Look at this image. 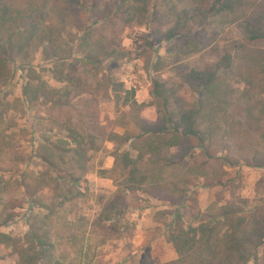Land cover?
<instances>
[{
	"label": "rangeland",
	"instance_id": "obj_1",
	"mask_svg": "<svg viewBox=\"0 0 264 264\" xmlns=\"http://www.w3.org/2000/svg\"><path fill=\"white\" fill-rule=\"evenodd\" d=\"M2 1L24 14L34 8L44 9L49 14L45 19L47 25L54 26L59 23V14L64 7L63 0ZM188 1L155 0L158 23L111 27L107 34L116 37L123 56L105 60L96 71L80 63L69 67L59 65L56 74H66L70 79L68 86L54 78L52 63L39 52L30 60L34 68L32 72L17 68L0 99V176L11 183H32L34 174L45 169L34 154L44 151L55 138L68 134L65 128L57 126V122L85 123L92 119L94 125L107 135L119 136L135 135L147 123L157 122L159 117L148 93L153 76L167 79L177 92V106L187 107L196 96L187 75L190 70L201 68L208 58L202 55L204 51H194L204 47L208 50L214 45L222 48L232 40L243 39L234 17L226 16L212 19L200 29L192 28L189 36L193 44L186 45L183 40L158 41L174 16L188 8ZM78 20L82 24L85 17ZM28 79L43 83L45 92L57 89L63 93L70 88L73 92L77 89L86 92L69 111L53 112L47 105L25 101L23 86ZM224 80L235 90L243 86L232 75ZM119 85L122 92L133 91L129 103L114 98L112 90ZM230 126L232 124L228 123L223 128ZM223 133L215 134L211 149L218 158L228 155L239 160L237 167L226 166L216 159L206 161L199 150H193L182 162L167 167L149 164L145 160L143 169L155 173L153 180L144 191L134 195L122 194L114 209L110 204L121 193L127 176L115 166L114 155L129 150L135 157L136 153L128 144L119 148L120 141L106 139L101 142L99 149L88 153L85 172L72 194L68 195L70 199L56 207L50 219L56 264H178V255L169 242V235L175 230V226L169 228L173 222L172 213L178 208L191 206L200 215H217L228 205H233L235 210L239 208V216L243 213L253 220L245 223L246 236H251L245 244V250L251 255L247 264H264V167L244 164L253 157L264 158V140H253L242 134L229 139ZM30 151L33 158L29 157ZM202 162L206 165L200 166ZM189 176L198 179L189 183L186 195L172 190L171 186H182L183 178L189 179ZM51 196L52 191L48 188L41 194L46 204ZM3 207L0 199V220ZM108 210L112 219L104 221ZM35 212L36 209L24 207L10 225L0 227V233L22 241L29 226L36 222L33 219ZM44 214L46 211L42 210L40 215ZM200 215L193 219L186 213L192 224L201 218ZM222 229L225 231L226 225ZM216 246L219 252L226 248L223 241ZM17 251V246L0 242V264H18ZM231 260L235 262L236 259Z\"/></svg>",
	"mask_w": 264,
	"mask_h": 264
},
{
	"label": "trees",
	"instance_id": "obj_2",
	"mask_svg": "<svg viewBox=\"0 0 264 264\" xmlns=\"http://www.w3.org/2000/svg\"><path fill=\"white\" fill-rule=\"evenodd\" d=\"M188 2V8L174 16L158 41L183 40L186 45L193 44L189 36L192 28L200 29L210 20L226 16L234 17L243 39L232 40L222 48L214 45L208 50L204 47L194 51H204L202 55L208 58L201 68L192 69L187 75L196 95L187 107L177 106V92L167 79L153 76L148 93L159 117L157 122L147 123L139 133L126 136L107 135L94 125L92 119L85 123L57 122V126L65 128L68 134L55 138L44 151L34 154V158L43 162L45 169L34 174L32 183H11L0 176V199L4 205L0 227L10 225L18 217L19 210L26 206L37 210L33 214L36 222L29 226L22 241L0 233V242L17 246L18 264H56L50 219L56 207L70 199L68 195L72 194L85 172L88 153L99 149L104 140L120 141L119 148L128 144L136 153L135 157L129 150L118 151L114 155L115 166L125 171L127 176L121 193L110 204L111 209L115 208L122 194L134 195L151 183L155 173L143 169L146 161L172 166L199 150L206 161L216 159L226 166L237 167L239 160L228 155L222 158L215 156L211 149L215 134L220 131L222 135L225 132L229 139L242 134L253 140H264V0ZM63 3L59 23L54 26L47 25L45 19L49 14L44 9L34 8L29 14H24L0 0V99L17 68L33 71L30 60L37 52L52 63L51 72L55 74L59 65L69 67L76 63L96 71L105 60L123 56L116 37L107 34L111 27L159 22L155 0H108L105 3L103 0H63ZM81 17H85L82 24L78 22ZM16 60L19 63L16 64ZM61 75L56 74L54 78L68 86L70 79L66 74ZM229 75L240 80L243 85L240 90L225 82ZM35 83L29 79L25 82V101L47 105L53 112L69 111L86 92L84 89L73 92L71 88L63 93L57 89L45 92L43 83ZM120 88L119 85L112 90L114 98L118 102L129 103L133 91L122 92ZM228 123L232 126L224 129ZM170 150L172 152L166 154ZM29 157L33 158V152L30 151ZM244 162L249 167H264L263 156ZM203 165L206 163L202 162L200 166ZM183 179L182 186L175 184L171 187L173 191L186 195L189 183L198 178ZM46 188L52 191L47 204L41 198ZM184 207L172 213L173 222L169 224V228L175 226L169 242L178 255V264L248 263L251 255L245 250V244L251 236H246L245 227L253 220L243 213L239 216L241 210H235L233 205L222 208L223 211L217 215H200L194 212L193 207ZM42 210L46 211L43 216L40 215ZM187 212L193 219L199 215L201 218L194 224L189 223ZM111 215L108 210L104 221H111ZM225 225L224 231L222 226ZM222 241L226 248L220 253L216 243ZM231 259L236 260L232 262Z\"/></svg>",
	"mask_w": 264,
	"mask_h": 264
}]
</instances>
